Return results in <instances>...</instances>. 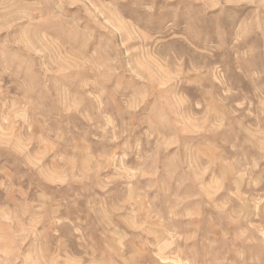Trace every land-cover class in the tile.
<instances>
[{"label":"rangeland","instance_id":"obj_1","mask_svg":"<svg viewBox=\"0 0 264 264\" xmlns=\"http://www.w3.org/2000/svg\"><path fill=\"white\" fill-rule=\"evenodd\" d=\"M0 264H264V0H0Z\"/></svg>","mask_w":264,"mask_h":264}]
</instances>
